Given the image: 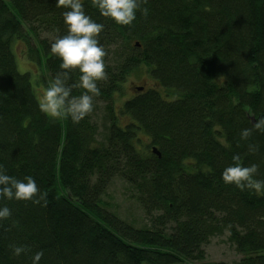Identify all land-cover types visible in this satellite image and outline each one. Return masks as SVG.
<instances>
[{"label": "trees", "instance_id": "16d2710c", "mask_svg": "<svg viewBox=\"0 0 264 264\" xmlns=\"http://www.w3.org/2000/svg\"><path fill=\"white\" fill-rule=\"evenodd\" d=\"M82 3L104 25L107 79L97 81L93 101L104 108L100 140L91 114L76 125L41 112L29 72L17 69L19 40L48 84L61 71L50 45L67 33L66 9L56 0H0V165L48 194L47 206L0 198L12 213L0 220V264H32L37 251L39 264H196L224 231L242 254L234 264H264V192L222 179L238 154L264 180V133L240 138L264 117V0H148L147 16L138 10L130 26ZM141 69L156 87L122 98V83ZM70 76L72 84L80 73ZM120 115L129 123L120 126ZM136 124L148 138L142 146L130 130ZM115 178L133 191L147 226L110 209ZM13 244L30 250L16 256Z\"/></svg>", "mask_w": 264, "mask_h": 264}, {"label": "clouds", "instance_id": "9594fccd", "mask_svg": "<svg viewBox=\"0 0 264 264\" xmlns=\"http://www.w3.org/2000/svg\"><path fill=\"white\" fill-rule=\"evenodd\" d=\"M148 0H91L104 17L113 19L117 24L130 26L136 19L137 11L144 16L148 14V8L142 7ZM56 7L64 8L63 20L67 26V33L57 35L50 45L51 54L61 59V71H58L48 86L43 90L38 100L41 112L49 117L59 120L64 117L71 119L78 125L81 120L93 112L94 97L99 96L100 89L97 81L107 79L104 47L99 43L98 37L104 29L102 23H97L86 14L82 0H56ZM78 70L79 80L70 84V73ZM73 88H82L80 95H72ZM253 131L264 133V117L255 121L252 128H245L240 133L242 140H248ZM251 153L258 151V146L248 145ZM233 164L224 168L222 179L225 184H234L238 189L253 190L259 194L264 192V180L256 179L259 165L253 163L244 166L240 156L233 155ZM47 192H41L35 180L31 176L23 180L6 174V169L0 165V198L8 200L31 201L33 204L47 206ZM11 210L4 206L0 208V220L11 217ZM16 256L27 253V246H9ZM43 257L42 251H37L32 257V264H39Z\"/></svg>", "mask_w": 264, "mask_h": 264}, {"label": "rangeland", "instance_id": "374dc122", "mask_svg": "<svg viewBox=\"0 0 264 264\" xmlns=\"http://www.w3.org/2000/svg\"><path fill=\"white\" fill-rule=\"evenodd\" d=\"M44 36V35H43ZM12 47L15 53L16 65L19 72H29L30 82L37 100L42 96L43 90L48 86L47 74L44 69L38 64L37 61L30 60L25 54V44L21 41H13ZM111 61H113L110 58ZM150 88L156 87L153 80L147 75L144 69L140 71H131L127 76L124 83L121 85L123 90V97H129L137 93L138 87ZM162 93H164L160 86L157 87ZM119 97L116 98L115 104H120ZM104 114V108L102 103L94 105L93 112L91 113L93 121L97 124V138L100 140L104 134V127L102 123V116ZM130 119L127 116L120 115L118 117V124L124 126L129 123ZM148 140L147 135L143 131H139L136 137L137 145L142 146ZM105 200L108 203L110 209L115 211L121 218L132 223L135 226H147L148 218L142 212L141 208L135 201L133 191L130 187L122 182L120 179L115 178L109 184ZM228 231L211 236L206 244L203 245L204 258L202 261L195 262L201 264L202 262H223L225 264H234L241 257L235 245L229 240Z\"/></svg>", "mask_w": 264, "mask_h": 264}, {"label": "bare ground", "instance_id": "6f19581e", "mask_svg": "<svg viewBox=\"0 0 264 264\" xmlns=\"http://www.w3.org/2000/svg\"><path fill=\"white\" fill-rule=\"evenodd\" d=\"M140 126H141V125L136 124L135 126H133V127L130 128V130H131V132H132V134H133V137L136 138V137L138 136L139 131H143L142 129H140ZM153 148H155V149L157 150L158 154L152 151ZM150 151H151L152 153L156 154L157 156H160V151L158 150V148H157L156 146L151 145V146H150Z\"/></svg>", "mask_w": 264, "mask_h": 264}, {"label": "water", "instance_id": "95a60500", "mask_svg": "<svg viewBox=\"0 0 264 264\" xmlns=\"http://www.w3.org/2000/svg\"><path fill=\"white\" fill-rule=\"evenodd\" d=\"M138 89L142 90V87L140 86V87H138ZM152 151L158 154V152H157V150L155 148H153Z\"/></svg>", "mask_w": 264, "mask_h": 264}]
</instances>
